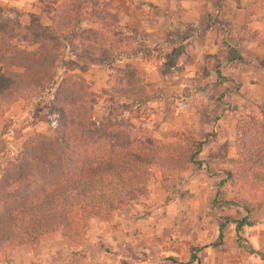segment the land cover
Segmentation results:
<instances>
[{
    "label": "trees",
    "instance_id": "1",
    "mask_svg": "<svg viewBox=\"0 0 264 264\" xmlns=\"http://www.w3.org/2000/svg\"><path fill=\"white\" fill-rule=\"evenodd\" d=\"M121 11L113 0H55L46 24L36 23L32 14L26 24L0 19V118L11 103L51 90L49 109L54 122L51 135L27 133L17 153L0 164V257L15 249L35 253L42 239L57 233L67 244H78L86 220L109 221L115 211L146 196L154 170L161 188L168 192L172 175L202 163H211L217 177L209 206L233 205L243 214L219 216L216 239L189 246L187 263L200 264L204 247L220 248L230 223L235 225L237 245L261 255L239 231L256 222L248 197H258L256 206L264 205V194H258L264 190V102L258 114L238 113L233 156L217 148L202 161L197 156L206 139L214 136L212 132L202 138L179 132L174 140L163 142L144 128L128 126L123 111L160 98L147 90L141 69L128 60L108 66L101 92L108 96L107 112L96 120L98 94L83 76L87 66L74 58L103 64L119 58L154 59L165 65L159 70L165 74L177 69L176 57L188 40L180 36L177 49L165 53L158 44L143 43L140 30H124L119 23ZM83 15L89 23L85 27L80 26ZM210 17H198L189 39L199 38L217 23ZM243 41L264 46V21L260 30L241 27L227 46L224 61H243L239 50ZM58 62L65 71L55 80ZM213 73L215 83L228 77L217 66ZM202 75H206L203 69L195 73L197 92H206L209 86L199 82ZM225 184L230 196L222 189ZM235 188L245 195L236 194ZM187 195L185 190L177 192L180 198ZM169 198L166 194L165 199Z\"/></svg>",
    "mask_w": 264,
    "mask_h": 264
},
{
    "label": "rangeland",
    "instance_id": "2",
    "mask_svg": "<svg viewBox=\"0 0 264 264\" xmlns=\"http://www.w3.org/2000/svg\"><path fill=\"white\" fill-rule=\"evenodd\" d=\"M209 1L214 7L212 12L199 14L194 26L182 28L178 32V35L174 31L170 35V38L186 36L188 38L186 42H188L191 30H196L198 26V17L200 15L209 14L211 15L210 18L217 20V24L221 25L223 19H219L217 13V10L221 6V0H203L202 3L206 2L207 5ZM41 2L40 4L34 2L35 5L39 6V14L32 15L35 16L34 21L36 23L46 24L47 14L51 11V5L54 6L55 0H41ZM136 13H138V17L134 18V26H136L134 30H140L143 33L144 41L142 42L147 44V35L154 39V32H147L145 29L155 28L156 26L161 28V24L155 22L160 18L157 15L159 12L157 9L151 8V6H147L145 11L137 8ZM30 15H27V20L24 24L30 21ZM20 17L21 13L18 11V7L9 6L6 8V11L0 9V19L2 20H18L20 22ZM140 20H142L141 23H139ZM151 20H154V24L150 22ZM88 25L86 16L83 15L80 26L85 27ZM122 28L124 29V27ZM201 37L203 35L199 38ZM13 43L24 46V44L18 41H14ZM25 46L30 47L27 44ZM177 46L169 44L162 47L160 45L165 53L174 52ZM262 47L263 56L258 60L257 65L250 63L238 68L241 71L239 75L240 82H237L235 78L228 74L226 75L228 76L227 79H224L221 83H215L216 79L213 71L216 66L220 71V63L213 59L212 56H207L209 59L206 57L197 60L193 75L185 77L182 80L181 78L177 79L176 73L181 70L183 64L187 61L186 59H189V57H184L185 60L183 59L184 61L180 62L177 60L180 53L177 55L174 63L177 69L171 68L165 74L159 72L165 66L162 61L154 59L147 61L142 57L131 58L130 60L141 69L147 90L151 94L160 95V98L155 100L160 101L163 98L164 94L161 92L163 88L161 89L160 87L162 80L171 86H176L179 83L183 87L180 90L168 93L171 99L169 98L168 102H164L158 113L154 111L152 114L151 111L154 110V107H148L147 104L149 102L146 105L137 108L131 107L130 110L123 111V116L128 119V126L133 129L137 127L144 128L156 137L153 129L144 125V120L148 119L150 115H153V127H158L160 121L166 120L172 122L173 125H187V120L190 118L193 134L189 135L195 138H202L205 133L212 132L214 134L213 137H208L202 145L197 156L199 160H206L209 153L217 148L223 151L226 156H233V127L238 113L251 111L258 114L259 107L264 102V46ZM66 55L67 51L63 50V56L66 57ZM74 59L78 63L87 66V70L83 73V76L90 89L98 94L94 105V118L96 120L103 119L107 112L108 96L101 92L105 87L108 66H121L124 58H119L109 64L87 61L82 58ZM259 66L263 69L262 77ZM201 69L205 71L206 75H202L199 82L209 84L207 91L197 92L194 89H188L193 84L195 88V73L198 70L201 72ZM244 69L248 70L247 75H250L249 77L244 75ZM64 71L61 63L58 62L55 80ZM51 95V90H48L44 94L31 96L25 100H17L8 106V112H4L2 118H0V134L3 135V137H0V164H3L12 154L17 153L19 145L27 133L39 131L46 135L52 134L54 127L53 113L49 109ZM217 96H221L220 101L215 100ZM188 97H191V99H188ZM175 108H178L177 114ZM165 132L169 136V141L160 139L163 142L174 140L179 132L186 133V131L179 128L173 129V131L170 129ZM215 172V168L211 163H202L199 167L193 166L181 173L172 175L167 189L168 192H165L158 182V172L154 170L153 176L148 183L147 195L129 204L131 207L129 210L130 215H146L154 218L155 223L151 225V230L154 234H158V239L162 238L163 246L170 250L169 252H165L166 257L162 259L165 263L179 261L182 264H194L192 262L187 263L188 247L193 244H203L215 240L217 233L216 222L219 216L238 218L243 214L240 208L233 205L221 204L219 206H209L217 180V177L214 176ZM222 189L227 196L231 195L228 184L222 186ZM180 190H185L188 195L182 198L178 197L177 192ZM235 193L245 195V193L240 192L237 188H235ZM166 194L170 196L168 200L165 199ZM258 194L263 195L264 190ZM257 198L248 197L254 206L253 218L256 220L255 224L243 226L239 233L261 255L248 253L240 245H237L234 232L235 225L230 223L227 226L223 245L220 248L204 247L201 249L199 252L200 264H264L262 256L264 255V205L261 207L256 206ZM132 204L139 205V209Z\"/></svg>",
    "mask_w": 264,
    "mask_h": 264
},
{
    "label": "crops",
    "instance_id": "3",
    "mask_svg": "<svg viewBox=\"0 0 264 264\" xmlns=\"http://www.w3.org/2000/svg\"><path fill=\"white\" fill-rule=\"evenodd\" d=\"M114 1L122 8L119 23L125 30L135 29L134 18L138 17L137 8L142 9V11H145L147 6L157 9L159 12L157 15L160 18L155 22L161 24V28L156 26L145 29L147 32H154V39L147 35V45L149 46L155 43L162 47L169 44L178 45V38H170L172 32L175 31L178 35L182 28L194 26L199 14L214 10L210 1L206 5V2L202 3L203 0ZM34 2L42 3L41 0H0V9L6 11L9 6L18 7V11L21 13L19 20L21 23H25L28 14H39V6L35 5ZM52 7L53 5H51L50 10ZM217 13L219 19H223L222 24H213L203 37L190 39L186 43L185 50L177 57L180 62L185 60L184 57H189L181 70L176 73L177 79L181 78L182 80L185 77H190L195 71L197 60L212 56L220 63L222 75L230 74L237 82H240L241 71L238 68L250 63L257 65L258 60L262 58L263 47L256 42L243 41L241 43L240 54L243 58L241 62L224 61V52L235 39L241 27H245L247 30H260L262 28L264 0H221V6ZM141 22L142 20L139 21V23ZM150 22L154 24V20ZM173 39H176L174 43L170 41ZM130 59L124 58L121 63ZM259 71L262 77L263 69L260 66ZM244 73L245 76H250L247 75L248 70L244 69ZM160 87L163 88L161 92L164 94L162 98L164 101H149L148 107H154V110L151 111L152 114L154 111L158 113L164 102L166 103L169 98L171 99L168 94L170 91L180 90L183 86L179 83L176 86H171L162 80ZM188 89L193 90L194 84ZM175 110L177 114L178 108ZM152 116L150 115L148 119L144 120V125L152 128L154 135L163 141H169V136L165 131L170 129L173 131V129L179 128L188 134H193L190 118L187 120V125L175 124L177 125L175 126L166 120L160 121L158 127H153ZM0 137L3 135L0 134ZM132 205L139 209V205ZM130 209L131 207L128 205L115 211L111 219L106 222L96 218L86 220L83 225V239L78 244H67L60 234H55L42 239L40 247L35 253L27 249H15L4 257H0V264H182L179 261L165 263L162 260L166 257L165 252L170 250L163 246L162 238L158 239V234L152 232L151 225L155 223L154 218L146 215L132 216L129 214Z\"/></svg>",
    "mask_w": 264,
    "mask_h": 264
}]
</instances>
